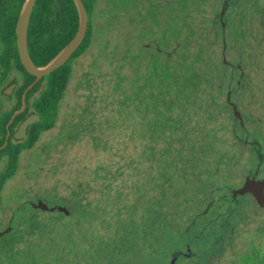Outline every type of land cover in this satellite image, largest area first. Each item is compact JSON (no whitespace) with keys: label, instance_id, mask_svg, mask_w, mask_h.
<instances>
[{"label":"flooded vegetation","instance_id":"flooded-vegetation-1","mask_svg":"<svg viewBox=\"0 0 264 264\" xmlns=\"http://www.w3.org/2000/svg\"><path fill=\"white\" fill-rule=\"evenodd\" d=\"M179 1L172 0L169 5L168 0L163 3L164 16L166 15L165 26H167L170 8L174 5L178 9ZM260 2L264 7V0H223L222 10L213 20L215 26L221 30L223 42V60L220 61L224 66L220 80H223V76L226 75V66H230L232 71H241L240 80L235 84V76L230 72L226 75L229 78V84L224 103L216 99L217 96L220 98L223 93V84H217L213 93L210 94L213 102V115L227 113L223 104L232 110V115H227L224 126H220L219 130L224 131L231 126L234 142L228 143L226 140L228 138L225 137L224 140L220 131H217L216 124L219 117L215 116L210 132L204 134L208 145L205 140L204 143L208 147L202 149L205 155L213 158L212 161L206 163L210 166L211 173L210 169L204 172L202 176L207 177L205 181L201 179L174 183L180 186H194V197L173 206L167 202L170 195L169 186L159 185L153 177V150L149 147L152 140V126L149 121L151 111L148 112L147 119L141 127H138V117L134 111L135 131H144L141 136L149 141L141 154L143 158L140 161L145 162L144 168L138 166L139 177L137 179H144L145 184L132 187L133 197L130 198L128 205L127 199L122 197L124 187H112L113 180L102 183L98 200L94 202L89 200V197L84 199V202L91 201V205L96 206L97 211L88 214L83 223L77 224L75 228H64L63 223L58 228H52L53 224L50 220L51 216L57 213L65 218L72 215L74 204H72L71 194L60 197L56 192L23 200V193L13 188L8 192H13L14 196L6 197L4 192L9 180L16 176L21 168L25 151L35 145L25 147L37 133V125L42 122L40 99L46 90L47 81L45 77L37 80V76L31 74L22 63L16 29V40L11 38V33L8 31L0 33V252L4 251L0 254V264H3L5 260L11 264H25L24 249L26 246L54 250L58 259H64L60 262L62 264H143L144 261L141 260L143 255H147L148 258L153 257L150 259L153 264L156 263L154 259L159 254L164 255L163 264H264V124L261 127L258 126L256 136L247 128L246 121L249 115L241 109L240 104L245 105V103H238L240 92L237 90L241 85V78L245 76V66L226 60L229 46L228 36L237 37L239 34L234 28L231 32L229 31L231 26H237L234 11H237L241 4L244 5L245 10L248 9L249 13L251 11L261 13L264 18V9L258 8ZM179 17L181 18L182 15L180 14L178 19ZM53 24L51 50L56 47L55 35L58 23L53 22ZM58 31L61 33L62 29ZM260 46L261 44L259 48ZM28 51L32 61L36 64L38 55L29 40ZM70 60L71 58L67 63ZM237 93H239L238 97L234 100ZM52 103H54L53 100ZM29 118L35 121L24 130L23 124ZM214 127L217 128L212 132ZM196 149L199 148H195L192 152L200 153L196 152ZM34 165L38 164L33 158ZM244 166L246 172L243 171ZM194 167L201 169L200 165ZM8 173L14 175L9 178L6 176ZM240 174H243L241 178ZM137 187H144V193L142 191L135 193ZM87 188L89 189V186ZM174 192L179 193L180 191H171V193ZM101 195L105 197L102 198ZM153 196L161 200L162 205L158 204L156 208L164 212L161 215L164 228L150 229V224L140 225L146 230L144 233L143 229L138 230L130 221L128 212L132 210L130 204L135 199L149 204ZM50 197L57 199L58 203L49 204L47 199ZM41 202L46 203L50 208L64 206L68 213L59 209L43 210L40 207ZM14 203L15 207H13ZM119 203L123 205L120 207ZM112 205L114 210L107 211L112 208ZM133 211L134 216L132 217H135L138 221L136 224H139L142 212ZM43 213L49 215L46 220L47 228L52 229L49 230V234L45 232L47 230L42 231L40 228V216ZM30 218L35 219L38 227L33 229L26 227V222ZM98 223H107L111 228V232H106L108 238L103 237L97 244L86 243L84 247L83 243L79 242L81 249L87 251V256L83 259L79 258V251L76 252L78 257L72 256L75 252L74 248H77L74 245L78 243L77 239L79 237L86 239L87 231L94 229ZM20 226H22L21 229H19ZM28 236L33 238L31 243L17 246ZM167 240L172 242L177 240L178 244L180 242L181 244L179 247H164L166 250L162 251L160 246ZM58 247L68 249L71 255L64 257L65 251Z\"/></svg>","mask_w":264,"mask_h":264},{"label":"rangeland","instance_id":"rangeland-1","mask_svg":"<svg viewBox=\"0 0 264 264\" xmlns=\"http://www.w3.org/2000/svg\"><path fill=\"white\" fill-rule=\"evenodd\" d=\"M153 1L156 2L157 0ZM160 1L161 3L165 2V0ZM171 1L168 0V5ZM173 1L176 2L177 0ZM114 2H117V0H99L95 18L96 37L88 51L73 64V75L66 94L60 102L56 125L54 128L43 132L35 145L25 151L21 168L17 175L9 180L4 191L6 197L14 196L13 192H8L12 188L23 193V200L56 192L60 197L68 196L81 182L84 185H89V189L86 188L87 197L95 202L100 198L99 189H101L102 183L113 180L112 187H124L122 197L130 201V198L133 197L131 194L132 187L145 184L146 181L137 179L139 177L138 166L144 168L145 162L140 161L143 158L141 154H143L149 141L141 136L144 131H135L136 118L133 115L122 117L117 110L120 105V91L115 89V72L118 69H124L120 68L124 64L123 56H127V51L133 48V44L124 43L123 46V42L126 40L135 42L136 52L134 56H137V59L134 66H130L133 69H128L129 65H127L125 70L128 69L130 74L135 77L134 72L137 62H140L142 67L145 65L139 61V53H144L142 49L152 47L154 43L150 38V34L145 37L141 36L139 14L146 15L145 7L149 5V0H141L136 9H128L127 12H124L127 13L126 17H118L119 22L118 19L115 20L108 33V39L101 38L97 33V29L100 30V27L106 26L105 21ZM196 2H198L197 10L193 11L196 36L200 41L212 46L214 51L212 55L216 61L223 60L221 30L213 23V20L217 18L222 10L223 0H196ZM163 7L165 13V6ZM258 8L264 9L263 4L261 3ZM117 10L119 11V9ZM136 10H139L140 13H136ZM234 15L236 16L237 26H231L229 31L231 32L234 28L239 34L237 37L235 35L228 36L229 46L226 60L235 62L236 65L245 66V76L241 78V85L237 89L240 92V102L238 101V103H245L246 106L244 104H240V106L242 111L249 115L248 119L246 115L244 116L245 120L247 119L246 125L256 136V129L264 124V18H262L261 13L253 11L249 13L248 9L245 10L244 5L241 4H239L237 11H234ZM164 18L166 19V15ZM150 24L152 26L153 22H150ZM203 28L209 32L203 35ZM100 34L103 35L102 32ZM215 34H217V37ZM106 40L109 41V44L106 43ZM212 43L213 45H210ZM259 44H261L260 48ZM144 57L145 55L142 59ZM225 70L226 75L232 73L235 76L234 84L240 80V70H233V72L230 66H226ZM226 75L223 76V80L216 79L218 84L224 85L223 93L219 98L222 103L225 102L228 91L229 78ZM238 94H235L234 100L237 99ZM223 105L227 113L223 112L218 116L219 120L216 124L218 131H220V126H224L227 115H232V110L225 104ZM212 127V124L208 125V128ZM216 128L214 127L212 132ZM219 133L224 140L225 137L228 138L226 139L228 143L234 142L231 126ZM203 147H208L204 141L197 145L199 149H196V152H200L197 153L200 159L195 160V162L199 163L201 168L213 160L211 156L204 154ZM33 158L38 165L33 166ZM186 164V169L189 172L199 170L191 162H184L182 165ZM243 171H245V166ZM242 175L240 174V178ZM206 178L202 176V180L205 181ZM101 197L105 196L101 195ZM20 200L19 202H21ZM47 200L49 204L58 203L57 199L51 197ZM119 204L120 207L123 205V203ZM15 206L14 203L13 207ZM46 214L43 213L40 216L41 221L47 220L49 215ZM21 228L22 226L19 227V229ZM45 230L49 234V230L52 229L45 228ZM107 231L111 232V228L107 223H98L94 229L88 230L86 239L79 237L77 239L78 243H74L77 248H74L75 252L72 256L78 257L80 255L79 258L82 259L86 257L87 251L81 249L79 242L83 243V247L86 243L97 244L103 237L104 239L108 238ZM52 236H54V233H52ZM32 241L33 238L28 236L27 239L19 242L17 246H25ZM180 244L181 242L178 244L177 240L174 242L167 240L162 243L160 249L163 251L166 250L164 247H179ZM24 250L25 264H59L64 261L63 258L58 259V255L54 250L38 248L37 246H26ZM63 250L65 251L64 257L71 255L68 249ZM78 251L79 254L77 255L76 252ZM3 252H0V254ZM150 259H153V257L148 258L147 255H143L141 258L144 261L143 264L147 262L152 264ZM154 260L156 263L153 264H163L164 255L159 254ZM6 263L11 264L5 260L3 264Z\"/></svg>","mask_w":264,"mask_h":264},{"label":"trees","instance_id":"trees-1","mask_svg":"<svg viewBox=\"0 0 264 264\" xmlns=\"http://www.w3.org/2000/svg\"><path fill=\"white\" fill-rule=\"evenodd\" d=\"M25 1L0 0V33L10 32L13 40H16L15 29ZM84 2L89 13L87 36L69 63L45 77L47 87L40 99L43 119L37 125V133L25 146L26 148L33 146L43 132L56 125L60 102L66 94L73 75V64L88 51L96 37L95 18L99 0H84ZM140 2L141 0H117L114 2V5L109 9L105 21L106 26L100 27V30L97 29L99 37L108 39V33L115 20L118 19L119 22L118 17L125 18L127 13L124 12H127L128 9H136ZM197 4L196 0H180L178 9L173 5L170 8L167 26L164 23L163 3L160 0L156 2L149 0V5L145 7L146 15L136 10V13H140L139 31L141 36L145 37L150 34L154 45L142 49L144 53H139V61L145 65L142 67L140 62H137L134 77L128 69H133L130 66H134L137 59V56H134L135 42L130 41V43L127 40L123 42V46L124 43L133 44V48L127 51V56H123L124 64L120 68L124 69H118L115 72V89L120 91V105L117 110L121 116H132L135 111L138 117V127H141L147 119L148 112L151 111L150 119H148L152 126V140L149 147L153 150V177L159 185L169 186L170 195L167 202L170 206L184 203L195 195L194 186L175 185V182L198 181L202 179L205 171H209L208 164L198 171L190 172L186 169L187 164H182L191 162L195 163L194 166L199 165L195 160L200 157L194 152L189 154L187 151H194L197 145H200L204 140L208 145L204 134L210 132L211 128H208V125L213 123L215 116H219L213 115V102L210 94L218 84L216 79H221L224 65L221 61H216L213 58L212 46H208L196 36L193 11L197 10ZM180 14L182 17L178 19ZM79 19V11L74 0L37 1L28 31L30 45L38 55L37 66L49 63L70 43L78 31ZM53 22L58 24L55 35L56 47L51 50ZM150 22H153L152 26ZM59 29H62L61 33L58 31ZM207 32L209 31L203 28V35ZM215 36L217 37V34ZM122 39L124 40V38ZM106 43L109 44V41L106 40ZM143 55H145L144 59H142ZM127 65H129L128 69L125 70ZM216 99L219 100V96ZM52 100L54 103L51 104ZM13 175V173L6 174L9 178ZM140 181H144V179ZM88 186L85 187L80 183L79 187L71 193L74 211L70 217L65 218L59 213L51 216L52 228H58L62 223L65 224L64 228H75L77 224L83 223L88 214L97 211V207L92 206L91 201L84 202V199L87 198L85 192ZM143 188L137 187L135 193H139V191L144 193ZM176 190L180 192L171 193ZM127 203L129 205V201ZM158 204H161V200L157 199V196H153L152 202L149 204L141 203L139 199L131 202L130 209L132 210L128 213L130 221L138 230L143 229L142 231L146 233L144 227L140 225L146 226L147 224H150V229L164 228L161 223V215L164 212L156 208ZM113 210V205L112 208L107 209V211ZM133 210L142 212L139 224H136L138 223L137 219L132 217L134 216ZM26 224V227L30 229L38 227L34 218H30ZM39 224L42 230L48 227L46 221L42 220Z\"/></svg>","mask_w":264,"mask_h":264},{"label":"water","instance_id":"water-1","mask_svg":"<svg viewBox=\"0 0 264 264\" xmlns=\"http://www.w3.org/2000/svg\"><path fill=\"white\" fill-rule=\"evenodd\" d=\"M38 0H26L16 27L18 36V45L21 53V60L25 68L33 75L37 76V80L46 77L65 65L68 60L74 55L79 47L84 42L89 28V13L85 5L84 0H74L79 11V28L75 37L68 43L49 63L44 66H37L31 59L28 51V31L30 22L36 7ZM237 111V107L234 105ZM40 118V117H39ZM35 121L32 118L26 120L23 124L24 130H26L30 124ZM40 207L43 210L55 211L59 209L68 213V210L64 206H56L50 208L46 203L41 202Z\"/></svg>","mask_w":264,"mask_h":264}]
</instances>
